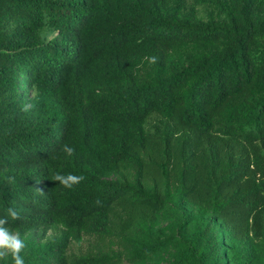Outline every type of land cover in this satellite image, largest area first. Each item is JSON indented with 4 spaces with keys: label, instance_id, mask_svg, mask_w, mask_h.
<instances>
[{
    "label": "trees",
    "instance_id": "16d2710c",
    "mask_svg": "<svg viewBox=\"0 0 264 264\" xmlns=\"http://www.w3.org/2000/svg\"><path fill=\"white\" fill-rule=\"evenodd\" d=\"M8 207L25 264H264V0H0Z\"/></svg>",
    "mask_w": 264,
    "mask_h": 264
},
{
    "label": "clouds",
    "instance_id": "9594fccd",
    "mask_svg": "<svg viewBox=\"0 0 264 264\" xmlns=\"http://www.w3.org/2000/svg\"><path fill=\"white\" fill-rule=\"evenodd\" d=\"M145 59L150 65L156 64L158 61V57L156 56L145 57ZM61 151L69 157L75 155V149L67 144L62 146ZM85 179L86 177L83 175H75L72 173H68L66 175L55 173L52 177V181H57L60 185L68 189L80 184ZM7 180L9 183L14 182L13 177H8ZM6 212V216L0 217V260H3L5 257L10 255L13 264H25L24 258L21 255L26 246L25 242L21 239L18 233L11 232L6 226L9 223V219L12 221L22 219L21 213L15 207H8Z\"/></svg>",
    "mask_w": 264,
    "mask_h": 264
}]
</instances>
